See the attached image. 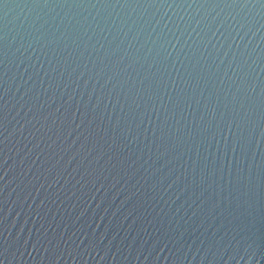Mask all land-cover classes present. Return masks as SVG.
Masks as SVG:
<instances>
[{
	"label": "water",
	"instance_id": "obj_1",
	"mask_svg": "<svg viewBox=\"0 0 264 264\" xmlns=\"http://www.w3.org/2000/svg\"><path fill=\"white\" fill-rule=\"evenodd\" d=\"M0 264H264V0H0Z\"/></svg>",
	"mask_w": 264,
	"mask_h": 264
}]
</instances>
